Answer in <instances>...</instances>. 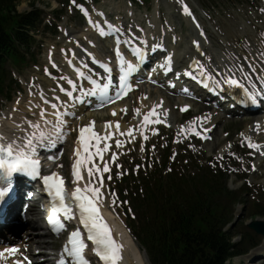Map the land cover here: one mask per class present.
<instances>
[{
  "label": "snow or ice",
  "instance_id": "obj_1",
  "mask_svg": "<svg viewBox=\"0 0 264 264\" xmlns=\"http://www.w3.org/2000/svg\"><path fill=\"white\" fill-rule=\"evenodd\" d=\"M182 4V11L184 14L189 16L192 15L189 6L184 3V0H179ZM264 11V9H261ZM101 15H103L101 13ZM193 19L195 17L193 16ZM107 23V22H106ZM96 26V25H94ZM199 27V25L197 24ZM115 32L120 30L116 28L115 25H108ZM102 36L109 35V33L103 28L99 29ZM203 30L201 29V35H203ZM175 39V37H174ZM124 44L128 45V51H130L133 56L136 58V62L127 60L124 55L120 52L121 40L117 38V60L119 61L120 72L118 75V83L115 88H113V77L111 75L112 68L107 63H101L96 60L93 56L92 59L95 63L100 64L104 69L105 75L96 79L92 75L85 76V72L77 68V73L79 77L86 79L91 85L88 89L85 90V94L89 96L101 97V103L99 107H104L105 103H114L116 99H121L128 94L132 89V84L130 79L133 75L139 71L142 62L145 60L149 52H155L158 49H163V43H156L154 45L148 46L146 40L142 38L130 37L129 40L123 41ZM195 47L200 49V41H193ZM75 56V53H72ZM91 55V54H90ZM203 55V53H202ZM261 56H264V53H261ZM210 59V58H209ZM85 68H88V64H84ZM158 67L167 72L173 71V55L167 54L163 57V60L159 62ZM242 67V66H241ZM47 71V70H46ZM253 71L255 67L253 66ZM186 75L194 79H198L205 87H209L210 84H215L216 88L223 90L225 85L228 88H239L241 91L239 94H234L240 103L245 105H257L264 101V88H257L255 83L248 81L247 83L242 82L240 79L236 78V73L228 70L227 73H219L218 76H223V79L215 78L213 72L208 69L204 64L199 61L194 60L192 65L185 70ZM179 75V73H177ZM260 81L264 83V75L259 77ZM207 81V82H206ZM68 83L72 85V89H77V83L68 80ZM251 85V87H249ZM80 88H83V85H80ZM73 90H68L61 87L60 91L66 93V95L73 99V101H79L83 103L84 101L80 97L73 96ZM112 92L113 95H109V92ZM187 91V90H185ZM43 98V92H41ZM145 99L147 97H144ZM56 101H60V97H55ZM19 101H17L18 103ZM45 103L51 104V107L56 110L54 115L57 119L53 123L56 129V139H51L48 133L40 131L37 135L36 132L31 133L30 139H27L25 142V147L27 151L24 150V147L20 148L15 153L13 152L12 145L9 144L7 148L0 144V206H2L6 200L11 199V196L14 192V180L16 174H25L29 175L32 178L40 177V161L33 159L37 154V146H44L45 138L48 137L50 143L55 144L57 140L65 135V125L67 121L63 119L69 115L67 111V101H60V104L64 106V110L61 111L58 108L57 103L45 98ZM163 102L161 101V104ZM154 106L151 111H149L143 117V126H146L149 123H160V119H150V117H158V112ZM190 105H184L181 108V111H186L190 108ZM127 114V106L122 110ZM135 112L139 114L140 109H135ZM72 116H76L75 112L70 113ZM113 111V115H115ZM41 117L45 116V110H41ZM211 114H208L203 117L194 118L192 121L188 122L189 130L196 132V125L199 127H204L203 121L210 119ZM79 118V117H77ZM46 123H49L46 121ZM112 121H105L106 134H99L94 130L95 120L89 122V124L81 126L79 128V136L77 139V147L75 149V162L72 166L73 175L76 181L84 179L82 175V169L86 168L88 180L84 183L83 187L77 185L75 190L69 194L65 189L64 179L56 172H52L50 175L42 177L45 190L47 191L51 199V215L48 216V222L52 227V230L56 233H59L64 229L65 224L59 219V213H63V216L67 220H72L76 218V213L73 212V205L77 206L78 218L80 223L83 225V228L87 233V240L91 241L94 245L93 251L95 254L103 261V264H119L122 260L123 245L118 242L113 235V230L108 224L106 219L102 216L99 205L103 202L104 193H102V188L104 186V173H110L111 169L109 163L104 160L103 153L108 151L111 147L110 144L105 143L101 147V141H108L115 134L108 131L112 125ZM30 127L33 129H39L38 124H32L29 121ZM115 127L117 130L120 128V122H115ZM71 131V128L67 129ZM210 129L205 128V131ZM133 128L127 130V135L134 139ZM255 131H261V125L257 122L255 126ZM121 136H124V132H120ZM196 135H202L200 132H196ZM243 136L244 134L241 133ZM147 136H144V139L147 140ZM207 138V137H204ZM248 139V146L250 148H260V145L253 143L250 137ZM122 141L117 139L115 141L116 147L119 148L122 146ZM230 146V145H229ZM153 148L155 146L153 145ZM235 155V153H233ZM99 157L102 162V166L95 163V158ZM56 157H51L55 159ZM223 159V157H219ZM117 159V154L113 153L112 161L114 162ZM174 159V157H173ZM119 167V165H117ZM139 168V165L137 166ZM170 170V169H169ZM235 170V169H233ZM253 170H255V165H253ZM119 173L118 175H122ZM96 177L93 180V177ZM111 175L108 176V180H111ZM112 205L113 207L117 204V198L115 193H111ZM121 204L125 202H120ZM130 211V210H129ZM88 247L85 243L84 235L81 230L77 228L75 231L71 232L68 242L65 244L63 251L61 253V258L58 261V264H67L65 260V253L68 257L71 258V264H89V260L84 255V250ZM18 252V249L15 247L6 248L0 251V259L5 258L7 254H15ZM27 259V258H25ZM16 264H21V261H16ZM30 264V262H29Z\"/></svg>",
  "mask_w": 264,
  "mask_h": 264
},
{
  "label": "rangeland",
  "instance_id": "obj_2",
  "mask_svg": "<svg viewBox=\"0 0 264 264\" xmlns=\"http://www.w3.org/2000/svg\"><path fill=\"white\" fill-rule=\"evenodd\" d=\"M188 1L194 8L196 14H199L202 17L203 24L205 29L207 30V36L211 47L214 46V48L217 49L219 48L225 49L222 45H229L230 47H232L233 43L241 47L244 46V44L241 43L245 42V40L248 39L250 41L248 43V46L251 49H253V47L257 49L259 48L258 43L254 42V40L258 34H261L262 32L264 33V20H263L264 11H261V9H264V0H254L252 3L257 6L255 8H253L252 6H246V7H236L234 9H229L227 13L224 14V16L222 17L217 16L215 13L209 12L207 10L206 12H203L196 0H188ZM32 5L43 10L46 13V17H47L46 21L52 20V16H50V13L53 10H59L63 7V6H59L57 2H55V0H20L17 6V10L19 12H27L31 9ZM179 5H180L179 0H151L149 5L150 9L148 10L146 6H139L140 7L139 8L133 4L131 5L129 0H101L96 5L89 4L88 8L94 14H98L100 11H103L105 14L107 13L111 14V16L117 19L118 21L129 24L133 22L145 23V21L146 22L148 21L149 24H154V26H156V24L159 21L167 22L170 24L173 23L178 28L180 36L183 40V42L179 46L180 49H183L186 46L188 47L187 41L190 37L193 36V34H190L189 29L186 27L185 23L179 17ZM76 12L77 11H74L71 8L69 9L66 8L62 20L57 23L59 28L66 29L68 34V39H66L65 36H62V33L59 31L56 35L45 34L43 36L36 37V44H38V46L32 49L35 53H37L36 66L35 67L32 66L30 68L26 67L24 70L20 72H16V71L12 72V77L16 79L19 85V91L14 92L12 86V92L10 94L9 102H4V103L1 102V104L3 103L1 109L3 111L4 117L8 113H10L11 108L13 107L18 110L16 112L17 114H13L14 117L20 114L21 116L24 117V119L25 118L27 120L32 119V116L23 112V107H24L23 104L26 101V96H25L26 85L28 84V80L30 79L31 76H33V78L35 79L37 86H41L45 90L53 87L52 82L47 83L42 78L43 76L42 68L45 66L46 50L54 51L56 54L55 55L56 63L60 64L61 58L58 55V49L64 46L63 45L64 40L79 41L80 46H85V43L83 42L82 39L94 41L92 34L86 30L80 16ZM103 45L100 43L96 44L97 53L100 52L98 51V47L102 48ZM262 46H264V41H262ZM225 50L227 51V49ZM215 53L218 54L219 52L215 51ZM147 93H150V97L145 99L144 94ZM160 97H163L165 99L168 98L163 93L155 89H152L150 87L149 88L145 87V90L141 94H137L133 99H130L129 105L133 106L137 98L142 99L144 103L145 101L149 100L148 103L150 104L152 102H157ZM169 99L170 98H168L167 100L170 104V107L174 108L177 105L176 104L177 102L174 99L172 100ZM17 101L19 102L17 103ZM1 118L2 117H0V134L4 133L5 135H8L12 133L13 126L10 127L9 125H7V121ZM254 118L255 117H243V119H246V121L243 122L242 125L239 124L240 121H237L238 119H232L227 121L222 127H220L221 131L218 130L217 133H215L216 138L218 137L221 138V140L223 139L227 140L225 143L231 144L232 149L233 148L236 149L235 154L238 155L239 145L237 140L240 139V137L242 136L241 133L244 132L241 130H245L244 124L250 122V120ZM80 123H84L83 120ZM43 127L44 125L40 127V129H43ZM99 127L102 128L103 124H99ZM31 130L32 133L33 132L37 133L38 131L37 129H33L32 127ZM225 132L229 133L227 138H224L223 136V133ZM13 133H14L13 135L19 136L16 131H14ZM168 134L169 132L163 130L162 135H158L157 137H152L146 143H142L137 139H133L131 142L127 143L126 151L124 152V155L123 153L121 155L120 164L121 165L124 164V167L127 170H130L134 165L132 161H135L136 164H139L141 165L142 168H144L146 166L145 162H148L149 160H155V159L157 160L161 156V148H163L165 143L167 142ZM221 144H223V141H221L219 145ZM153 145L155 146V148H153ZM218 146H215L214 143L213 144L211 143L210 145L209 144L204 145V147H200L193 144H186L184 146L183 152L184 155H186L185 157L186 159L195 158L198 162H207V160L213 158L216 161V164L220 167H223L224 169L230 170L232 167H234L235 168L234 173L236 175L244 174L245 177H247L248 184L247 183L245 184L248 187L249 184H252L254 186L259 185L260 187L264 186V166L259 168L258 171L257 170L254 171L252 164L256 160H251L248 156H243L240 162H235L231 160V158L228 155L223 156V159H220L219 157L221 155L219 154ZM69 147L68 149H66L65 155L63 157L64 164L65 163L67 164V161L69 159V153H70ZM196 160L192 159V161L187 162V164H185V160L183 161V163H181L182 160H180L179 161L180 163L176 167L183 168L185 166V168H187L190 166V162L192 163L195 162L196 164H200ZM227 185L229 189L235 191V190H239L241 182L238 181V178L236 176L231 175L230 178L228 179ZM259 192H264V188L260 189V188L251 187V196L249 199H253L254 197H256L260 201H264V196L258 194ZM245 199L247 201V198ZM108 204L111 207H113L112 200H110ZM247 204L251 206L250 201H248ZM115 207L117 208V206ZM238 208L239 209L243 208V210H245L243 212L244 218L241 221V224L243 226V223H246L249 220H251L250 219L251 215L249 214L248 208L245 209L246 207L243 206H239ZM117 209L119 210V208ZM118 213H120V210ZM256 219L263 220L264 211L262 212V215L256 217ZM238 227H240V224ZM243 229L245 228L243 227ZM31 233H33V237L35 239H39V237H41V232L39 230L37 231L35 230ZM234 240L237 241V238H235ZM262 244H263V240H261V245ZM136 247L139 248L137 242L135 243L134 249H137ZM241 260L242 262L240 263L233 261L231 264H243L245 260L244 259Z\"/></svg>",
  "mask_w": 264,
  "mask_h": 264
},
{
  "label": "trees",
  "instance_id": "obj_3",
  "mask_svg": "<svg viewBox=\"0 0 264 264\" xmlns=\"http://www.w3.org/2000/svg\"><path fill=\"white\" fill-rule=\"evenodd\" d=\"M16 1L0 0V94L10 79L7 65L20 67L25 61L33 43L29 34L40 23L37 10L18 14ZM199 181L203 179L184 182H196L199 186ZM171 183H154L148 186L143 199L138 198L149 215L138 232V239L151 264H224L256 245L252 235L238 244H230L222 233L231 211L230 193L220 180L206 183L202 191H184L180 184L169 187Z\"/></svg>",
  "mask_w": 264,
  "mask_h": 264
},
{
  "label": "bare ground",
  "instance_id": "obj_4",
  "mask_svg": "<svg viewBox=\"0 0 264 264\" xmlns=\"http://www.w3.org/2000/svg\"><path fill=\"white\" fill-rule=\"evenodd\" d=\"M184 18V20H185V22L187 23V27H189V28H191L192 26H191V24H190V22L188 21V17L187 16H183ZM191 26V27H190ZM193 28V27H192ZM191 28V29H192ZM165 36H166V34L162 37L161 36V34H159L158 35V37H157V40H163L164 38H165ZM153 43H156V40H154L153 39ZM66 44H67V48H66V50H72L73 52L75 51V49L77 48L76 46H72L71 45V43L70 42H66ZM164 45V44H163ZM207 48H208V46H207ZM188 48L187 47H185V49H183V50H179V46H178V48H176V47H171V50L169 51V54H171V55H173V62H174V64L177 66L178 64H179V66H182L183 64H185L184 62L183 63H181V60H182V58H183V55L184 54H186L185 53V51L187 50ZM244 51H246L247 52V54L245 53H243ZM241 54L240 55H238V54H236V56L237 57H231L230 58V60H231V62L230 63H232V62H234L236 59H237V61L235 62V63H237L238 61H240V67L242 66V69L244 70V71H250V72H252V74H254L255 76H257V77H259V76H261V71H259L257 68H256V62H254V61H252L253 59H257V58H255L250 52H249V49L247 48L246 50H242L241 49ZM75 53V56H77V55H79L78 53H77V51L76 52H74ZM82 56V55H81ZM99 57L97 58V59H103L104 57H103V55H98ZM62 60H64V59H62ZM253 66L255 67V71H253ZM236 67H238V66H236ZM60 71H63L62 73H65L66 72V74H68V75H70V73H69V71H67L66 69H63L62 68V70H60ZM64 76H61V81H62V83H66L68 86H69V83H67V81L70 79V77L69 76H67V77H65V78H63ZM55 81H59V80H55ZM60 82V81H59ZM61 83V82H60ZM50 93H58L57 91H55V90H50L49 91ZM161 101L163 102L162 104H161ZM167 102L168 101H165V100H163L162 98H160L159 99V102H158V104H156V106H158V105H161V107H160V113H162V114H164L165 116H167L168 115V112H170V114H171V112L172 111H169V109H168V104H167ZM125 106H127L128 107V105L125 103L124 104ZM70 106H72V105H70V104H68V102H67V107H70ZM120 108H122V110H123V105L122 106H120ZM142 109H143V107H142ZM75 108L73 109V111L75 112ZM79 111L80 110H82V109H78ZM79 111H77V114L78 115H80L81 114V112H79ZM119 111H121L120 109H119ZM158 111V112H159ZM40 112H41V110L39 109V112L35 115V117H36V120L34 121V123L33 124H38L40 127H42L43 125H44V127H43V129H40V127H39V129H37L39 132L40 131H44V132H47V130H48V128H47V126L45 125V124H42V123H40ZM88 113V112H87ZM208 114H211V116H210V119H208V120H206V122L208 123L209 122V125H211V124H214L216 121L217 122H219V120H220V116L218 115V113L217 112H210V113H208ZM208 114H205V115H203V116H206V115H208ZM133 115V114H132ZM132 115H130L128 118H127V120L125 121L126 123H120V128H119V130H123V131H127L130 127H134L135 126V121H136V116L134 117V116H132ZM202 116V117H203ZM89 118H91V115H89ZM63 119H65V118H63ZM17 121H18V124H20V125H22L23 126V132H24V137H23V139L26 141L27 139H30V138H32L31 137V128H27L26 127V123H25V121L22 119V117L21 116H19V118L17 119ZM67 121V123H68V120H66ZM221 121V120H220ZM10 125V124H9ZM186 126H188V122H186V124H184V126H182V129L183 128H185ZM189 127V126H188ZM208 127V126H207ZM136 128V126L134 127V129ZM112 130H117L116 129V127H115V123L113 122L112 123V125H111V127L108 129V131H112ZM102 131L103 132H105L106 133V129H105V126H104V128L102 129ZM49 133H50V137L51 136H53L54 137V139H56V133H54V131H53V129L52 128H49ZM244 137H247L246 136V134H244L243 135ZM30 137V138H29ZM52 138V137H51ZM53 139V138H52ZM58 141V140H57ZM219 142H221V140H217V143H219ZM253 142V141H252ZM55 144H57V143H55ZM22 147H24V150L25 151H27V148L25 147V146H22V144H21V146L19 145V146H16V151H18L20 148H22ZM221 151H225V149H223V150H221ZM260 158V160L258 161V163H260L262 166H264V156H262V157H259ZM85 171H86V168L84 169ZM84 180V179H83ZM80 187L82 186V182H80V185H79ZM30 189V188H29ZM34 206V205H33ZM99 207H100V209H101V214H102V216L106 219V221L108 222V224L111 226V228H112V230H113V235H114V238L118 241V242H120V243H122V245H123V252H122V260L119 262V264H145V262L143 261V259L141 258V256H140V254L138 253V250L137 249H134V244L131 242V239H130V237L126 234V232H125V230H124V228H122V226H121V224H120V222L118 221V219L115 217V216H113L111 213H109L107 210H105L104 209V207L100 204L99 205ZM9 215H11V213L10 214H8V216H7V218L9 217ZM30 226H32V225H30ZM0 231H1V229H0ZM1 234L3 233L2 231L0 232ZM0 236H3V235H0ZM3 238V237H2ZM5 238V240H7V238L6 237H4ZM4 240V241H5ZM30 243H34V240H33V238L30 236ZM258 253L259 254H261V255H263L264 256V248L263 249H261L260 251H258ZM131 256V257H130ZM130 259H131V261H130Z\"/></svg>",
  "mask_w": 264,
  "mask_h": 264
},
{
  "label": "water",
  "instance_id": "obj_5",
  "mask_svg": "<svg viewBox=\"0 0 264 264\" xmlns=\"http://www.w3.org/2000/svg\"><path fill=\"white\" fill-rule=\"evenodd\" d=\"M249 227L254 229L258 234H261L264 236V224L253 223Z\"/></svg>",
  "mask_w": 264,
  "mask_h": 264
}]
</instances>
